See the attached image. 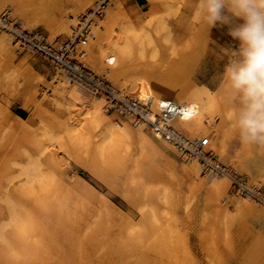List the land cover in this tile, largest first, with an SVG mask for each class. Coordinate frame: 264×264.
<instances>
[{
    "label": "bare ground",
    "instance_id": "bare-ground-1",
    "mask_svg": "<svg viewBox=\"0 0 264 264\" xmlns=\"http://www.w3.org/2000/svg\"><path fill=\"white\" fill-rule=\"evenodd\" d=\"M6 1L0 0V8L4 7ZM66 1L70 10L58 18L53 9L56 8L58 12H61L63 7L59 4H52L55 3V0H44L45 5H36L29 9L21 5L18 0L13 4V8L19 21H23L27 26L25 30L41 33L33 28L43 27L44 33L48 34L50 41L54 42L60 38L69 37L78 18L91 11L93 9L91 6L100 0ZM113 2V6L111 4L112 7L110 6V10L107 11L100 26L93 31V37L84 50L92 68L98 73L107 75L116 85L129 80L127 83L132 84V89L136 94L142 96L151 94L156 104L164 97L173 96L171 98L173 100H167L176 105L187 107L189 113H192V105L195 104L198 114L186 115L178 119V128L191 138L204 139L209 136V149L217 156V159L227 164L232 170L242 169L250 176V182L253 185L256 186L262 182L263 186L260 184L257 187L264 189V167L258 169L249 162L255 151L254 144H244L240 140L239 145L234 148L233 154H229L234 137L229 129L233 126L232 107L235 105L227 104V95L223 90L212 92L204 85H196L191 79L193 69L185 68L184 60L186 58L183 56H179L177 61L169 60L172 61L171 66L163 67L151 61L137 58L134 41L137 39L138 33L134 27L128 25V18L121 1L113 0ZM80 10L82 14L79 13ZM3 11L8 13L11 23L21 25L11 10H0V12ZM197 21L201 24V29H209V26L203 23L199 17H197ZM198 41L199 33H195L190 39L189 47L192 48L193 43ZM183 55L190 56L186 51ZM18 56L16 46L9 36L0 29V66L4 68L5 73L19 76L30 86L39 82L40 79L42 81V77L27 60H21L18 65H15ZM29 76L34 77L33 84L31 81L29 83ZM47 84L50 86L47 88L48 96L52 98L51 100L58 108L64 110L66 117L53 118L43 106L42 101L38 100L36 90L33 89L27 93L24 107L29 105L37 107L34 118L24 121L14 115L13 121L10 123L11 132H15V129L19 131L28 129L29 125L37 119L48 117L57 120L60 130L58 139L62 142L63 148L67 150L74 164L105 184L113 192H115L118 182V170L111 160V147L115 143L125 142L122 147L127 146L128 151H133L134 146L137 145L139 155L136 156L132 169L123 182L122 197L129 204L135 203L130 182L144 171L143 160L154 158L165 162L172 174H176L174 169L176 162L168 154V152L176 154L173 147L157 141L142 129L135 128L128 122H115L114 117L106 113L102 99L85 95L77 87L66 82L58 83L56 79L48 81ZM0 109H2L1 106ZM212 129L213 131H211ZM49 139H53V135L49 136ZM94 142L101 143L96 145ZM122 147L120 148L123 152ZM117 149L119 150L118 147ZM41 156L44 157L43 160L39 158L31 160L30 164L21 170V175L26 177V183L24 182L21 186L22 190L17 192L19 195L18 201L16 200L18 205L13 207L10 200L6 201V213L12 220L11 224L16 227L30 225L36 231L35 238H30L26 234L20 238L24 243H21L19 247H22L23 250L29 249L38 259L64 254L60 245L63 240L68 243L71 251L75 248L68 259L82 262V260L93 257L95 255L93 251L89 252L83 246H75L71 241L74 229L77 230V238H85L84 228L78 226V223L82 220L85 222L87 218H93L95 221L101 217H113L112 213H114L121 217L123 224L133 230L139 229L142 223L150 220L148 204L141 207L142 222L138 225L131 221L126 212L106 198L102 197L101 201H97V207L94 202L99 198V192L80 177L77 183L68 182L66 176L61 172L63 166L56 147L50 145L43 148ZM43 167H46L47 172L43 171ZM151 168L166 171L154 161L152 167L145 170L149 175L152 173ZM182 173L183 178L188 182L189 193L186 194L188 200L194 199L202 190L207 191L208 195L204 196V204L209 209L211 223L213 221L217 223L224 217L228 218L227 209L222 205L225 200L232 198L228 178L217 177L207 181L200 175L199 164L195 161L184 162ZM233 199L237 202L238 216L250 217L260 225L253 248L264 246V210L253 201L237 199V197ZM216 223L214 224L217 225ZM197 233L200 239L211 244L214 241L213 235L217 233V228L211 225L207 232L198 231ZM43 236L44 240H51L49 248L40 244L38 237L42 238ZM186 256L191 259V252L188 248Z\"/></svg>",
    "mask_w": 264,
    "mask_h": 264
},
{
    "label": "rangeland",
    "instance_id": "rangeland-1",
    "mask_svg": "<svg viewBox=\"0 0 264 264\" xmlns=\"http://www.w3.org/2000/svg\"><path fill=\"white\" fill-rule=\"evenodd\" d=\"M15 1L18 0H7L0 10H11L15 19L24 29H27L24 22L19 21V17L15 15L13 8ZM119 1L127 15L128 25L134 27L138 33L134 41L137 58L163 67L171 66L172 61H177L179 56H183L186 58L185 68L193 69L191 79L196 85H204L212 92L218 90L220 75L228 60L224 50L228 49L229 44L238 45V41H234L227 34V26L201 29V24L197 21L198 16L194 14L197 0H142L144 2L140 3L139 7L136 6V1L138 4L140 0ZM19 2L28 9L36 5H45L44 0H19ZM52 4H59L63 7L61 12H58L56 8L53 9L57 18L70 10L66 0H55ZM94 6L91 7L94 8ZM79 13L82 14L81 10ZM33 29L40 31L50 41L43 27ZM195 33H199V41L193 43L192 49L189 44ZM63 39L66 37L60 38V40ZM185 51L190 56L183 55ZM24 59L42 77V81L40 79L39 82L33 84L34 77L29 76V83L31 81L33 84L30 86L19 76L7 75L4 68L0 66V106L2 107L0 109V264H264V246L253 248L260 225L250 217L238 216L237 202L233 198H241L232 194L230 200L222 203L227 209L228 218L224 217L217 223L215 221L211 223L209 209L204 204V196L208 195L207 191L202 190L194 199L188 200L186 196L189 193L188 182L183 178L182 173L184 162L176 154L168 152L176 162L175 175L165 162L154 158L143 160L144 171L130 182L135 203L129 204L122 197L123 182L131 171L136 156L139 155L137 145L134 146L133 151H128L126 145L122 147L125 142L115 143L111 147V160L118 170V182L113 192L105 184L74 164L58 139L60 130L57 120L48 117L37 119L29 125L28 129L24 131L15 129V132H11L10 123L14 115L24 121L34 118L37 107L35 105L24 107L25 97L33 89L36 90L38 100L42 101L43 106L53 118L66 117L64 110L58 108L51 97L45 94L42 97L40 87H50L47 84L51 80L49 66L40 59L28 55H19L15 65ZM90 66L92 68L91 64ZM92 69L98 73L94 68ZM128 81L117 84L135 92L132 84L127 83ZM171 98L173 96L164 97V99L173 100ZM226 101L227 104L235 105L232 107L233 126L229 129L231 135L234 136L229 151L231 155L240 143L239 132L235 127V113L238 104L230 100L228 96ZM147 134L152 137L149 133ZM51 135L53 139L50 140ZM99 143L101 142H94L96 145ZM50 145L56 147L58 151V157L63 166L61 172L68 182L77 183L80 177L99 192V198L94 205L98 207L101 198H106L126 212L131 221L138 225L142 222L141 207L148 204L150 220L142 223L141 227L136 230L123 224L121 217L114 213L110 218L101 217L95 221L93 218H87L85 222L80 221L78 226L84 228L85 238L84 240L77 238L78 233L74 229L71 241L75 246H83L87 251L95 253L93 257L82 260V262L68 259L75 248L71 251L64 240L60 242L64 254L51 255L46 259H38L29 249L23 250L19 247L21 243H24L20 238H23L25 234L30 238H35L36 231L30 225L25 227L12 225V220L6 213V201L10 200L13 207L18 205L17 192L22 184L26 183V177L21 175L22 168L36 158L43 160L41 151ZM120 147L123 148V152ZM254 148L255 151L249 162L258 169H262L264 167V146L254 144ZM45 151L49 153L47 149ZM153 161L160 164L161 168H165L166 171L151 168L152 173L147 174L145 170L152 167ZM45 168L43 167V171L47 172ZM237 171L242 175H248L242 169ZM247 177L250 179L249 175ZM260 184L263 186L262 182L257 185ZM24 193L27 194L26 191ZM211 225L217 228V233L213 235L214 241L209 244L206 240L200 239L197 232H207ZM43 235H45L44 232ZM38 240L41 245L50 247V239L44 240L43 236L38 237ZM187 248L190 249L191 259L186 256Z\"/></svg>",
    "mask_w": 264,
    "mask_h": 264
},
{
    "label": "built area",
    "instance_id": "built-area-1",
    "mask_svg": "<svg viewBox=\"0 0 264 264\" xmlns=\"http://www.w3.org/2000/svg\"><path fill=\"white\" fill-rule=\"evenodd\" d=\"M112 2L100 0L91 11L82 14L72 27L71 35L64 40L50 42L39 32H29L21 25L11 23L8 13L4 11L0 12V29L9 36L19 55H29L47 64L51 80L66 82L85 95L102 99L106 113L112 115L116 122H129L157 141L173 147L182 162H197L202 177L228 178L232 194L253 201L264 210V189L253 185L248 177L217 159L209 149V136L204 139L191 138L178 128V119L189 115L187 107L167 99L156 104L151 94H136L127 87L114 84L107 75L98 74L91 68L84 50ZM40 90L42 97L44 94L49 95L47 88L41 86Z\"/></svg>",
    "mask_w": 264,
    "mask_h": 264
},
{
    "label": "clouds",
    "instance_id": "clouds-1",
    "mask_svg": "<svg viewBox=\"0 0 264 264\" xmlns=\"http://www.w3.org/2000/svg\"><path fill=\"white\" fill-rule=\"evenodd\" d=\"M194 14L209 26H227L238 47L224 50L227 63L218 91L237 102L235 127L244 144L264 146V0H197ZM192 114H198L192 105Z\"/></svg>",
    "mask_w": 264,
    "mask_h": 264
},
{
    "label": "crops",
    "instance_id": "crops-1",
    "mask_svg": "<svg viewBox=\"0 0 264 264\" xmlns=\"http://www.w3.org/2000/svg\"><path fill=\"white\" fill-rule=\"evenodd\" d=\"M142 2H144V1H142V0H140L139 2H138V4H137V1H136V6H138L139 7V4L140 3H142ZM228 46V49H233V48H237L238 47V45L237 44H229V45H227ZM227 49V50H228Z\"/></svg>",
    "mask_w": 264,
    "mask_h": 264
},
{
    "label": "snow or ice",
    "instance_id": "snow-or-ice-1",
    "mask_svg": "<svg viewBox=\"0 0 264 264\" xmlns=\"http://www.w3.org/2000/svg\"><path fill=\"white\" fill-rule=\"evenodd\" d=\"M189 115H191V113H189Z\"/></svg>",
    "mask_w": 264,
    "mask_h": 264
}]
</instances>
